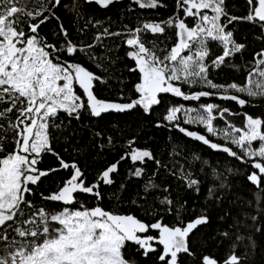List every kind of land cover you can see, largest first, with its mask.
<instances>
[{"label": "snow or ice", "instance_id": "snow-or-ice-1", "mask_svg": "<svg viewBox=\"0 0 264 264\" xmlns=\"http://www.w3.org/2000/svg\"><path fill=\"white\" fill-rule=\"evenodd\" d=\"M118 3L0 0V264H256L264 249L257 240L264 237V0H244L242 14L230 11L231 0H173L172 7L167 0H128L129 15L144 9L170 14L135 16V24L119 20L115 28L110 18L89 17L78 33L94 30L87 40L74 36L60 15L67 11L79 22L84 5L107 9ZM244 23L256 29L253 41L237 37ZM255 41L262 46L252 47ZM226 67L239 71L240 79L219 80ZM113 80L117 96H98ZM210 97L234 102L241 111L202 99ZM132 113L145 122L142 127L175 130L224 154V166L195 153L187 166L179 163L177 145L162 162L139 145L130 125L114 132L110 121L100 123L105 116ZM233 117L240 118L239 126ZM114 134L122 140L119 150ZM60 137L71 146L64 148L69 158L55 147ZM92 151L118 159H105L89 179L91 166L76 156ZM47 155L54 162L41 167ZM121 162L127 167L123 175ZM162 170L179 181L183 197H173L170 184L157 183ZM50 177L56 179L42 188ZM237 177L256 189L255 205L248 201L243 220L223 208L233 203ZM204 181V202L189 210ZM133 187L129 208H141L144 217L115 208L127 203L124 194ZM106 193L113 209L104 207ZM214 210H222L220 221L232 217L234 240L227 229L212 230ZM249 221L250 234H240ZM224 240L230 247L223 257L208 251Z\"/></svg>", "mask_w": 264, "mask_h": 264}, {"label": "trees", "instance_id": "trees-1", "mask_svg": "<svg viewBox=\"0 0 264 264\" xmlns=\"http://www.w3.org/2000/svg\"><path fill=\"white\" fill-rule=\"evenodd\" d=\"M170 7L173 5V0H167ZM65 3L71 4V0H65ZM128 5V0H119L118 4H113L107 9H101L99 6L95 4H88L84 5L82 9V15L84 19L79 20L77 22L73 15L70 14L67 11H61L60 15L63 17L65 25L69 28L70 32L77 36L78 39H85L87 40L93 35L94 30L90 29L84 35L81 37L78 35L79 28L85 23V21L92 17L94 19H99L100 21L104 22L106 18H110L113 23V28L117 26V22L119 20H123L124 23L128 24H135V16H140L141 19H158V18H164L166 15L170 14L168 9H159V10H151V9H144L139 10L136 13H133L131 15L126 13V8ZM244 10V0H231L230 4V11H234L237 14H242ZM51 25H46L47 28H51ZM258 35L256 29H254L249 24H240L239 26V32L237 33V37L241 38L244 36H247L249 41L254 40V36ZM118 42V41H117ZM113 41L108 40L107 46L112 47ZM260 41H255L252 44V47L259 48L261 47ZM120 54H122V50L120 51ZM85 62H87V58H85ZM107 66V65H106ZM91 69L96 72H100V69H96L94 65H90ZM120 65H117L115 67V71L119 73ZM109 71H113L112 68H109ZM216 78V77H214ZM219 80L223 81L225 79L229 78H235L240 79V73L239 71L233 70L231 68H225L219 75ZM117 85H115V81H111L108 85L101 87L98 89V96L104 97V98H115L117 96ZM185 90L187 91V87L185 86ZM177 102L180 103H186L180 100V98H174ZM204 101L207 102H215V103H221L227 104L234 112L241 111L240 106L236 105L234 102H221L216 100L214 97L210 98H202ZM259 103H264V101H259ZM193 106V105H188ZM245 111H248L249 113H252L255 111L251 107H246L244 109ZM156 112H153V117H155ZM233 122L239 126L240 124V118L239 117H233ZM110 121L109 127L115 132V129L119 127H123L126 125H130L131 129L134 134L139 136V145L140 146H147L150 147L153 152L155 153L156 157L163 161H168L169 156L168 152L171 150L172 145H177L180 149H182V153L179 157L176 159L179 163H184L187 166V161L191 159L193 153L199 155L203 159L210 160L213 164H215L218 160L221 163V166H224V154L221 153H213L211 149H209L207 146L201 144L198 141H194L191 138L183 136V134L178 133L177 131L173 130L172 132H169L167 129H154L151 127H142V125L145 123L143 120L139 118V116L135 113H132L130 115H116L113 114L112 116H105V119L101 121V125L107 123ZM118 122H120L118 124ZM218 124L222 126V122L218 121ZM189 128V130H200L198 126H192V125H185ZM215 140V138H213ZM89 138L85 134L84 136V142H88ZM114 142L117 143V150H119V143H122L121 138L118 134H114ZM223 143L222 140L217 141ZM55 147L66 157L69 158V153L64 152L65 147H69L71 149L70 145H65L63 137H60V139L55 143ZM89 150H91V144L88 145ZM77 159L80 160L81 165H90L89 168V179H91V173H94L97 168H102L104 166L105 159L108 162H112L116 159H118V156L114 154H109L105 156L104 153H101L100 156L96 155L95 151H92V154L90 156L86 154H79L76 156ZM54 162V158H52L50 155L45 156L43 163L41 164V167L50 166ZM148 169H154V164L151 162L147 165ZM196 170L199 171V164L196 165ZM119 171L120 173L126 174L127 167L124 162H121L119 165ZM63 175V172L57 174ZM148 176H151V171H149ZM146 179L148 177H145ZM203 179V177H201ZM56 177H50L48 180L44 181L42 184V188L47 189L49 185L53 183V180H55ZM120 179L116 180V187H118L120 183ZM157 183L161 184H170L172 187V196L173 197H183L184 196V190L182 185L174 179L172 176L168 174L167 171H161L159 179L157 180ZM208 188V181H204L201 185V192L199 197L193 196L188 203V208L191 210L193 207H195L197 210H199L200 205L204 202L203 198L207 193ZM111 191V190H109ZM233 195L229 197V199L233 200V203H225L223 206L224 209H230L233 215H238L241 220H243V213L245 211H250L248 206V201L253 202V206L255 205V196L254 193H256V189L254 186L249 185L246 181H244L243 177H237L233 181V188H232ZM131 195L132 198L135 197V188L133 187L130 191V193H125L124 197L127 203H122L120 205H116L115 208L120 211H129L134 210L135 214H137L139 217H144V212L141 208H137L135 205H132L131 208H129V205H131V200L128 199V197ZM87 194H81L80 199H86ZM151 201H149L150 203ZM183 202V201H181ZM94 203V201L92 202ZM79 206L78 204L76 205ZM264 207V204L261 205ZM104 207L106 210L113 209V204L109 202L108 194H105V201H104ZM222 214V210H214L212 213L213 216V223H212V230H215L217 227H219L221 230L227 229L229 233L231 234L233 240L235 239L236 233V225L233 223L232 217H228L226 221H220L218 217ZM146 218V217H145ZM232 224V228H228V225ZM250 221L246 222L245 225H241L239 228V233L242 235H248L250 234ZM203 232H207V229H202ZM217 239H221L220 237H217ZM258 242L264 241V237H260L257 235ZM230 247V244L227 240H224L222 244H213L211 247H209L208 251L218 257H223L228 248ZM244 251L243 244L240 245V253L242 254ZM260 255L258 256L256 260V264H264V249L259 250Z\"/></svg>", "mask_w": 264, "mask_h": 264}]
</instances>
